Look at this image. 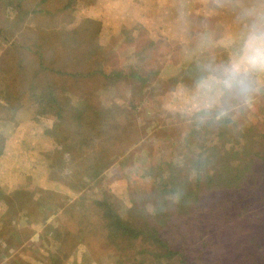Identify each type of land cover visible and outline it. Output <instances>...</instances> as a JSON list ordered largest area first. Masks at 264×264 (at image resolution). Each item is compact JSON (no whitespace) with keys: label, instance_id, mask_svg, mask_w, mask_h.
Returning a JSON list of instances; mask_svg holds the SVG:
<instances>
[{"label":"rangeland","instance_id":"rangeland-1","mask_svg":"<svg viewBox=\"0 0 264 264\" xmlns=\"http://www.w3.org/2000/svg\"><path fill=\"white\" fill-rule=\"evenodd\" d=\"M257 22L264 23V0H0V71L7 72L4 82L11 94L19 95L40 65L82 75L42 71L43 81L76 107L90 99L97 108L127 110L118 117L117 129L108 128L114 139H99L108 144L106 160L97 175L86 170L78 191L63 184L52 165L60 150L48 134L52 120L34 119V108L26 102L4 103L0 83V264H47L55 249L65 264L171 263L155 258L161 250L146 240L128 242L120 249L123 259H117L118 250L90 201L115 200L122 204L116 211L124 216L129 200L146 198L150 212L153 201L146 194L150 196V179L158 167L176 165L186 178L190 162L206 158L209 148L233 154L240 142L248 141L258 154L247 162L264 175L259 158L264 153V73L253 75L250 91L228 94L211 106L196 87L207 66L226 61L236 38ZM72 32H77L75 39L67 44L56 35L65 38ZM12 44L13 53L7 51ZM53 55L61 62L52 65ZM97 69L109 80L87 76ZM138 76L145 81L136 80ZM97 144L84 156L91 158ZM126 156L130 161L122 163ZM68 157L62 155L65 162ZM17 188L38 192L45 200L41 211L16 205L22 215L30 210V224L22 215L5 213L4 202ZM79 196L83 202H76ZM149 224L160 229L157 219ZM47 226L56 228L44 231ZM256 226L261 247L251 246L257 255L254 264H264V225ZM158 231L169 239L167 231ZM175 239L169 261L181 264L176 260L189 258V264H198L196 252L190 251L194 242Z\"/></svg>","mask_w":264,"mask_h":264},{"label":"trees","instance_id":"trees-1","mask_svg":"<svg viewBox=\"0 0 264 264\" xmlns=\"http://www.w3.org/2000/svg\"><path fill=\"white\" fill-rule=\"evenodd\" d=\"M76 33L72 32L71 36L65 38H61L59 34L56 35L63 44H67V42H73ZM14 49L15 46L12 44L7 51L13 53ZM56 53L58 55V50ZM49 61L53 65L60 63L61 59L54 60L53 55ZM79 61L77 60L76 64ZM189 65V68L193 67V63ZM39 68V71L33 73L31 83L25 84L19 95L11 94L4 82L8 77L7 72L1 70V92H5L3 100L4 103L9 99L14 102H26L34 108V119L48 117L52 120L48 134L54 139L56 145L60 146V152H55L56 158L51 160L52 165L54 169L59 170L60 181L63 184L66 183L69 188L77 187L79 191L83 184L81 177L86 170L93 169L92 173L97 175L108 155V153L104 155L108 144L99 139L104 138L106 142L112 139L108 128L117 129V126H120L117 122L118 117L124 116L127 110L117 109L112 112L110 107L103 108L100 105L97 108L91 104L90 99L83 100L82 104L76 107L71 99L63 100L53 86L43 81V78H46L43 77L42 71L62 77L74 78L82 75L78 72H61L54 68L51 70L52 68L40 67V65ZM100 69L88 73L87 76L95 78L102 75L104 79L109 80V75H104ZM136 80L145 81L140 76L136 77ZM222 124L225 122L222 121ZM190 130V132L193 131L192 128ZM201 139V137L198 138V140ZM96 142H98L95 147L97 149L92 157H85V150ZM248 144V141L238 143L237 150L233 154L221 152L217 147L209 148L206 158L199 159L198 163L190 162L192 168L188 169L186 178L179 176L182 168L176 165H173L174 169L169 167L166 170L162 166L158 167L157 175L150 179L152 182L150 196L146 194L147 198H152L151 201H153L150 212L146 208V198L138 199V202L129 200L124 207L126 209L124 216L116 211L119 202L114 203L115 200L111 201L106 197L100 200L91 199L90 204H93L96 214L107 228L109 243L112 242L114 250H118L117 259L118 256L123 259L120 249L124 248L128 242L146 240L161 250L154 254L155 258L162 256L167 262H171L169 264H172L169 260L174 258L175 250L171 249V245L177 240L172 242L171 238L179 236L184 237L188 243L194 242L190 251L196 252L195 258L198 264H208L206 258L212 264L256 263V251L251 246H255V249L261 247V240L257 239L256 225H264V175L262 171L254 170L252 164L247 162L249 159L258 157V154L251 152ZM1 148L0 145V153H2ZM65 154L69 156L66 162L62 159V155ZM128 158L127 156L122 158L121 162L127 163ZM259 158L264 160V153ZM65 170L71 171L69 175ZM36 194L38 192L15 189L11 192L13 198L4 202L5 213L9 217L22 215L17 211V204L30 205L31 208H38L41 211L45 200H40L41 196ZM81 197L79 196L76 202L80 199L79 202H83L84 199ZM70 207L71 205L65 212L69 211ZM19 218L26 219V223L30 224L33 217L29 210ZM152 219H157L161 224L158 227L167 231L168 240L161 236L158 231L160 229L149 224ZM55 228L47 226L43 230L51 231ZM57 235L61 236L60 233ZM123 242L126 244L124 245ZM186 245L190 246V244ZM50 254L47 264H65L64 261L61 263L58 260V249H55L53 255ZM204 255L206 258L202 261L201 256ZM188 259L182 258L176 261L189 264L191 261ZM118 262L121 263V260Z\"/></svg>","mask_w":264,"mask_h":264},{"label":"clouds","instance_id":"clouds-1","mask_svg":"<svg viewBox=\"0 0 264 264\" xmlns=\"http://www.w3.org/2000/svg\"><path fill=\"white\" fill-rule=\"evenodd\" d=\"M236 40L228 59L207 66L197 82V92L206 106L228 94L250 91L253 75L264 73V23H253Z\"/></svg>","mask_w":264,"mask_h":264}]
</instances>
